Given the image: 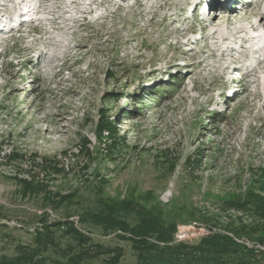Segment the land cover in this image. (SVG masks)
<instances>
[{
    "label": "rangeland",
    "instance_id": "obj_1",
    "mask_svg": "<svg viewBox=\"0 0 264 264\" xmlns=\"http://www.w3.org/2000/svg\"><path fill=\"white\" fill-rule=\"evenodd\" d=\"M195 1H49L41 12H54L0 36V256L33 242L43 212L52 222L70 214L79 227L78 215L101 198L159 206L184 243L210 235L214 220L223 231L242 222L252 232L236 240L264 251V220L223 205L264 182V58L254 54L255 71L230 73L228 63L246 56L216 39L255 23L246 15L264 12V0L219 11L214 37L213 0ZM6 9L12 18L21 10ZM102 114L114 131L98 127ZM21 180L75 200L53 209L43 193L24 197ZM90 236L135 264L129 243Z\"/></svg>",
    "mask_w": 264,
    "mask_h": 264
},
{
    "label": "trees",
    "instance_id": "obj_2",
    "mask_svg": "<svg viewBox=\"0 0 264 264\" xmlns=\"http://www.w3.org/2000/svg\"><path fill=\"white\" fill-rule=\"evenodd\" d=\"M105 119L102 114L98 127L102 124L106 131H114L117 124L106 123ZM19 158L13 154L9 160ZM50 168L55 170L56 164ZM20 183L24 197L43 193V204L56 210L75 200V195L59 197L33 180ZM223 205L264 220V182L255 180L244 198H228ZM49 217L43 212L37 219L39 226L34 229L33 242L17 245L12 256H0V264H121L126 250L96 243L90 236L95 229L103 236L115 235L129 243L135 264H264V251L236 240L250 236L253 228L240 221L239 226L230 225L228 231H223L216 229L223 226L220 219L214 220L210 235L197 243H184L175 240L177 224L167 223L159 206L147 208L136 201L101 198L95 207L78 215L79 227L70 220V214L53 222Z\"/></svg>",
    "mask_w": 264,
    "mask_h": 264
},
{
    "label": "bare ground",
    "instance_id": "obj_3",
    "mask_svg": "<svg viewBox=\"0 0 264 264\" xmlns=\"http://www.w3.org/2000/svg\"><path fill=\"white\" fill-rule=\"evenodd\" d=\"M9 1L11 3L10 2L9 3H0V28L2 25L7 23L6 20L13 17L12 13L16 10V8L21 9V10L19 11V13L17 12V14L15 16L21 17L24 14L22 6H27L29 9L28 11H30L32 9L31 11L34 12L35 14L51 13V12L55 11L54 9L49 8L48 11L46 9H44L43 12H41V9L47 7L45 5V3H48L49 1H56V0H38V2H36V4H35L36 8L35 7L32 8V6H31V5H33L31 3L34 2V0H9ZM219 1L220 0H213L212 1V7H215L212 10L213 13H211L213 15L212 16V22L217 23L216 29L214 30V33H213V37H214V35H220L223 31L222 27H221V21L223 20V18L220 15H218V12L221 11V12H226L225 14H228L227 10L232 9L234 4L237 3L236 0H222V3L225 2L228 5L226 7L225 5L224 6L217 5V3ZM74 2H76V0H74ZM200 3L201 2L199 0H197L193 4H191V6L194 5V7H198L200 5ZM210 3L207 5H210ZM9 5H12V7L14 8L13 10H11L12 15H7V14H9V12L7 11L6 8H8ZM191 6H189V8H192ZM56 8H60V5H57ZM91 13H93V12H91ZM246 16L248 17V19L257 18V21L255 23L250 24L248 28H239V30L237 32L238 36H236L234 39H231L229 36H224V35H221L220 37H216V39L219 41V44H221L223 47H231L234 44H242V43H246L247 45H252L254 49L252 48L253 51L251 50V52L247 54V57H248L247 62H248L250 60V58L255 53H259V54L262 53L263 58H264V12L252 11V12H249ZM225 18H226L225 21H227L229 24H231L232 17L228 16ZM12 20H13V18H12ZM32 20L33 19H31L30 21H32ZM39 20H40L39 25L44 26V24H45L44 20H42L41 18H39ZM30 21H28V22H30ZM53 23L56 24L57 20L53 21ZM12 25H14V24H12ZM60 29L61 28H58V30H60ZM250 32L256 33V35L253 37H248ZM260 44H262V47L259 49L258 46ZM260 64H261V62H259V61H253L247 67L252 72V71H255L256 67ZM256 81L261 83L262 80L260 77H257Z\"/></svg>",
    "mask_w": 264,
    "mask_h": 264
},
{
    "label": "built area",
    "instance_id": "obj_4",
    "mask_svg": "<svg viewBox=\"0 0 264 264\" xmlns=\"http://www.w3.org/2000/svg\"><path fill=\"white\" fill-rule=\"evenodd\" d=\"M177 242H182V240L178 239ZM241 243L247 245L249 248H252V245H250L249 242L241 241Z\"/></svg>",
    "mask_w": 264,
    "mask_h": 264
}]
</instances>
